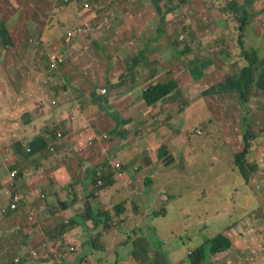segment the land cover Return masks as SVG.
Masks as SVG:
<instances>
[{
	"label": "crops",
	"instance_id": "1",
	"mask_svg": "<svg viewBox=\"0 0 264 264\" xmlns=\"http://www.w3.org/2000/svg\"><path fill=\"white\" fill-rule=\"evenodd\" d=\"M84 1L92 10L61 0H0V63L8 70L4 74L0 68V80L8 79L6 85L16 93V99L0 107L5 115L0 118V138L8 143L0 145V162L13 167L6 178L15 186L14 194H22L18 210L23 205L22 218L34 215L44 235L70 220L69 231L60 235L69 232L76 237L77 249L61 264H93L94 253L83 250V238L100 250L99 264H138L131 256L119 258L126 250L120 245L133 229L139 234L132 233L131 241L140 238L147 250L149 245L148 260L189 264L191 242L182 257L170 260L161 253L158 258L156 247L172 232L158 220L160 207L175 199L162 188L176 182L184 165L191 166L190 152L202 154L203 148L182 147L185 135L189 142L206 128L194 124L201 112L223 114L219 119L241 117L232 110L241 108L237 98L235 104L230 100L228 107H221L217 96L222 92L212 89L235 73L231 59L235 38L222 37L220 45L200 42L212 28L221 35L226 30L219 24L221 11H207L205 3L203 9L193 2L173 5L172 0ZM255 10L259 16L250 14L248 31L259 30L264 37V26L259 28L264 25V0ZM86 20L91 30L67 44L66 33ZM4 24L9 27L7 37ZM46 49L48 54L65 56L54 77L44 75ZM69 61L73 66L64 67ZM158 84L173 89L148 104L144 93ZM56 133L62 134L60 140ZM117 163L121 169H115ZM13 170L20 174L15 182L10 178ZM3 191L7 188L0 185V194ZM255 233L250 228L246 235L231 237L232 248L212 255L205 264H264V234ZM182 236L176 239L184 245ZM27 247L22 250L28 253ZM126 248L134 250L131 244ZM34 250L39 259L53 253L43 246ZM106 254L110 262L104 260ZM55 258L50 254L51 260ZM21 264L31 263L23 259Z\"/></svg>",
	"mask_w": 264,
	"mask_h": 264
},
{
	"label": "rangeland",
	"instance_id": "2",
	"mask_svg": "<svg viewBox=\"0 0 264 264\" xmlns=\"http://www.w3.org/2000/svg\"><path fill=\"white\" fill-rule=\"evenodd\" d=\"M217 1L218 0H207V4L205 5L206 10H215L216 13H220V6L218 7L216 5ZM238 1L240 6L243 5L245 7H240L243 13L247 10L249 14L253 13L254 18L259 16L258 11H254V7H256V4H260V0L253 2L252 0ZM172 2L178 5L181 4L178 0H172ZM192 2L195 4L194 7L203 5L204 9V0H192ZM220 3L221 6H223L226 2L220 1ZM205 18L206 19L203 20L208 22L207 19L209 18L206 16ZM240 19L242 20H239V22L237 21L238 26L233 31V27L230 26L222 16L221 21L223 22L219 24L226 29L225 32H223L224 35L218 33V29L212 28L206 36L199 39L200 42L207 46L217 43L220 45V43L223 44V42L220 41L222 37L232 34L236 42L235 48L232 50L233 57H231L234 65L232 72L243 69V66H248L250 61H253L254 58L259 63L264 62V37L261 36L259 30H254L250 33L246 29L244 17L240 16ZM248 23H251V20H248ZM185 24H187V22ZM262 26L264 25L260 24L259 28ZM1 28L5 37H7L10 33L9 27L4 24ZM185 32L186 30L183 29L181 35L183 40L185 38ZM244 32H246L247 35H245ZM243 39L248 40L246 49H244L245 44L242 43ZM251 44H254V47L258 50L254 56L249 53ZM72 62L73 61H69L64 67H72ZM43 64L45 67L44 72H46L44 75L55 76L58 74L59 70L61 72L62 68H59L57 71L50 70L47 60ZM225 66L228 67L229 63H226ZM0 68L4 74L8 71L1 63ZM224 70L218 71V75L222 76ZM260 72H263V70H260ZM215 80L219 81L220 78ZM8 82V79L1 78L0 80V107L4 106V101L12 102L13 99H16L14 96L16 93L12 89L11 84L6 85ZM210 83H213V81ZM10 90L13 96L9 93ZM234 96L238 99L240 98L235 93L225 94L222 92L217 96L219 99L217 104L221 107H228V102L230 100H233L232 103L235 104L236 98ZM240 102L241 108L237 106H233L232 108V110H235L234 112L241 115L240 118L219 119L218 117H222L223 114H215L211 111L205 113V111H203L194 123L197 127L199 125H206V128L199 130L202 134L197 133V136H193L189 142L187 141L188 134L184 136L185 142L183 144L185 145H182L183 148L185 147L186 149L191 146L192 149H203L201 155L197 154L201 152V150H193V152H190L193 153L192 159L189 158V160H191V166L184 165V173H181L179 176L176 175V178H174L177 179L176 182H169L166 189L162 188V192L168 195H174L175 197V199H172L171 202H168L163 207H160V203L158 204L160 207L158 220L172 231L163 237V244H161V247H158V250L167 255L170 260L174 257H182L184 253H187L188 244L190 242V246L194 244L197 247L204 242V239L209 238V235L213 236L222 233L225 237L230 239L238 234L246 235L250 231V228H253L254 233L256 230H259V235L264 234V111H255L252 109L249 102ZM4 116V113L0 111V118ZM214 116H216V119ZM243 117L246 118L244 119ZM212 119H215V123H208V121ZM249 124L251 125L249 126ZM245 128L253 133L254 139L256 138L255 141L254 139L251 140L254 141L252 142V148L255 149V152L247 156L248 163L256 167L255 171L249 167L248 171L251 172L249 180L242 177L235 165L236 154L242 152L245 148L243 136V134L246 133ZM254 143H256V145H254ZM164 153L165 151L163 154ZM182 158H187V155H182ZM11 168H13L11 164L0 165L2 171L0 174V185L7 188V191H3V194H0V204L9 203L15 192V186L10 184L6 178ZM202 181H204V186L201 188L200 185ZM22 206L23 205H20L19 210L11 213L9 219L0 218V239H2L0 240V264L12 258L13 251L8 242L11 241V244H14L16 247L18 246V242L14 239L12 233L16 232L14 226L17 223V218L14 215L23 213L21 210ZM22 221L32 222L28 216H24ZM64 227L51 231L47 233V235H60ZM255 234L258 235V233ZM181 236L185 240L184 245L182 242H180V244L177 243L176 237L180 238ZM75 240L76 237L70 235L69 232H67V235L64 237V241L68 244ZM80 243L81 242L78 241L77 244L80 246ZM27 245L28 250H34V248L40 245V241L30 240ZM150 246L153 251V244ZM54 249L56 248H53L51 251ZM106 249L110 252L109 247H106ZM96 251L91 255L93 264H99L98 254L100 250L96 249ZM53 252H55V250ZM50 253L54 255L52 252ZM38 260V257L33 259V261ZM104 260L110 262V255L106 254ZM175 261L179 262L180 259ZM61 263L62 262H59V264ZM83 264H85V262Z\"/></svg>",
	"mask_w": 264,
	"mask_h": 264
},
{
	"label": "trees",
	"instance_id": "3",
	"mask_svg": "<svg viewBox=\"0 0 264 264\" xmlns=\"http://www.w3.org/2000/svg\"><path fill=\"white\" fill-rule=\"evenodd\" d=\"M181 5H185L186 3H191L192 0H178ZM78 3V1H76ZM74 2V3H76ZM80 2V1H79ZM223 2H226L223 6H221V3L219 4L222 14L224 15L226 21L232 26L233 28H236L238 26V22L240 19V16L244 17L243 11L239 7V1L238 0H223ZM79 4V3H78ZM77 4V5H78ZM173 5H176L173 2ZM178 5V4H177ZM79 6V5H78ZM229 6V7H228ZM238 21V22H237ZM78 26H76L74 29H76ZM64 38V37H63ZM242 42V41H241ZM243 43V42H242ZM245 53V52H244ZM252 56L256 54V51L251 52ZM260 70H263V72H260ZM173 87L171 85H155L151 86L147 91H145L144 96L145 100L148 104H153L156 101L160 100L165 93H171ZM213 90L218 89L226 94L228 93H235L240 98L238 99V104L241 105L240 101L246 102L251 105L252 109L255 111H264V62L259 63L254 58L253 61H250V64L248 66H243V69L236 71L232 76H228L225 79H223L220 83L215 85V87L212 88ZM245 119V118H244ZM248 120V119H247ZM251 124H249L250 126ZM246 133L243 134L244 140H245V148L242 152L236 154L235 163L237 166V169L239 170L240 174L243 178L246 180L250 179L251 172L248 171L249 167H251L254 171L256 170V167H253L248 163L247 156H249L251 153L255 152L253 147V143L255 141L254 135L251 131H248L246 128ZM57 134V133H56ZM254 141H251L253 140ZM7 140L0 138V145H7ZM256 145V143H254ZM252 149V151H251ZM3 165V163L0 162V165ZM19 175L10 177L11 179L14 178V182L17 180ZM45 200V198L43 199ZM46 204V202H45ZM63 206H66V204H62ZM4 208L3 206H0V209ZM11 213L7 214L6 216L2 218L9 219L11 217ZM17 219V223L14 226V229L16 232L12 233V236L16 241L18 242V246L16 247L14 244H11V241L8 242V244L11 247V250L13 251L12 258L9 259L7 262H3V264H14V260L16 257L19 256L20 252L23 248L27 247V244L30 240H37L40 241L41 244L39 246H43V248H47V252H50L53 248L55 252L53 254L55 255V259H50V254L45 253L43 259H39L38 261L31 260L33 257L27 253V257L30 259L31 264H59V262L67 263L68 258L70 255H74V252L76 251L77 247L73 245V242L68 244L64 241V237L62 235H44V227L42 230H38L39 226L41 225L40 221H36V219L31 217V223L28 221L23 222L22 221V214L21 217L19 214L14 215ZM70 223V220L62 221L60 222L61 226L64 227L63 232L66 234L65 231H69L68 225ZM42 226V225H41ZM42 233V235H40ZM138 235V229L128 230V233L126 235L125 241L122 242L120 247L125 248L124 253L119 257L120 260L131 256L133 260H136L138 264H160L159 261L156 262L153 260H148V256L150 254L149 245L148 250L142 246L141 242H138V239H135L134 241H131V235ZM19 238V240H18ZM2 240V239H0ZM60 244H59V242ZM83 247L85 249L89 248L93 253H95V250L93 249V245L95 247V244L91 242V240H87L86 238H83ZM130 241V242H129ZM149 242V240H148ZM51 244V245H48ZM131 244L134 250H130L126 247ZM151 245V242H149ZM232 241L228 237H225L224 234L219 233L217 235H213L209 238L204 239V242L200 244L199 246L193 245L190 251V253L187 254V263L189 264H205L208 262L209 258L212 255H216L222 252L228 251L230 248H232ZM38 246V247H39ZM81 247V248H83ZM97 247V246H96ZM102 247L105 249L106 247L102 243ZM101 247V248H102ZM138 247V248H137ZM158 247H161V245H158ZM41 248V247H40ZM73 248V251L70 249ZM142 249V252L140 251ZM53 250V251H54ZM153 253V251L151 250ZM141 253L146 255V258H141ZM162 252L159 250L157 251V255L159 259H162L160 256ZM140 257V258H139ZM47 258V259H46ZM157 258V259H158ZM49 259V262H46ZM121 263V262H120ZM166 264H172L167 262Z\"/></svg>",
	"mask_w": 264,
	"mask_h": 264
},
{
	"label": "clouds",
	"instance_id": "4",
	"mask_svg": "<svg viewBox=\"0 0 264 264\" xmlns=\"http://www.w3.org/2000/svg\"><path fill=\"white\" fill-rule=\"evenodd\" d=\"M64 4H71V3H74V2H76V1H80L79 2V5H80V8H82V10L83 11H90V10H92V6H91V3H88V2H86V1H84V0H70L69 2H65L64 0H61ZM113 1H118V0H113ZM253 1H256V0H252V2ZM85 3H87V4H89V6H90V8H89V10H87V9H85L84 8V4ZM203 3H205V4H207V0H204V2ZM245 3H246V1H245ZM245 5V4H244ZM239 7H241V8H245L243 5H239ZM220 11H221V9H220ZM222 13V12H221ZM223 17H224V15H223ZM225 18V17H224ZM251 19V15L247 12V10L244 12V21H245V26H246V29L248 30V27L250 26V23H248V20H250ZM226 20V19H225ZM85 23H88V27H86L84 24ZM91 24L88 22V20H86L84 23H83V25H81V26H78L76 29H72V30H70V31H68L67 33H66V35H65V40H66V43L67 44H69V43H76V41L77 40H79L80 39V37H81V35H84V34H86L87 32H89L90 30H91V26H90ZM79 28H83V31L81 32V33H79V34H77V33H75V31H77ZM234 30H235V28H233ZM73 32V35L72 36H69V33H72ZM244 34L245 35H247V33L246 32H244ZM243 41V43L245 44V48L244 49H246V44L248 43V40L246 39H243L242 40ZM47 50L48 49H46V51H45V61L47 60V62H48V66H49V68H50V70H52V71H57L59 68H61V66L64 64V54L63 53H58V52H51V53H49L48 54V52H47ZM253 51H258L257 50V48H255L254 47V44L252 45L251 44V49L249 48V53H251V52H253ZM53 56H55L57 59H61V61H58L57 59L55 60V67H52V63H53V60H52V57ZM103 92H106L105 90H103ZM236 98V97H235ZM238 99V98H237ZM55 102L53 101V104H54ZM236 103H238V101H236ZM243 118H246V117H243ZM62 137V134L61 133H58L57 134V136H56V140H60V138ZM235 165H236V163H235ZM115 169L116 170H118V169H121V165L119 164V163H117L116 165H115ZM18 175V170H13L12 171V173H11V177H13V176H17ZM116 175H117V177L118 178H120L121 177V172H118V173H116ZM19 197V200H18V202H16V208H14V209H12L11 208V205H12V203H14V198L15 197ZM42 197V196H41ZM42 198H44V197H42ZM21 200H22V194H20V193H17V194H14L13 196H12V198H11V202L8 204V205H6V206H4V208H6L7 209V212L5 213V214H2V215H0V218H2V217H4V216H6L7 214H9V213H13V212H15L16 210H18V204L21 202ZM71 251H73V248H71L70 249ZM32 251H34V250H29V255H31L33 258L31 259V260H33L34 258H36L37 256H34L33 254H32ZM36 252V251H35ZM37 253V252H36ZM16 259H19V262H16ZM23 259H26L27 261H29L30 262V259L27 257V252L25 251V250H22L21 252H20V254H19V256L18 257H16L15 258V260H14V264H19V263H21L22 261H23Z\"/></svg>",
	"mask_w": 264,
	"mask_h": 264
},
{
	"label": "built area",
	"instance_id": "5",
	"mask_svg": "<svg viewBox=\"0 0 264 264\" xmlns=\"http://www.w3.org/2000/svg\"><path fill=\"white\" fill-rule=\"evenodd\" d=\"M65 2H69L70 0H64ZM84 8L85 9H87V10H89V8H90V6H89V4H87V3H85L84 4ZM86 27H88V23H85L84 24ZM83 31V28H79L77 31H75V33H77V34H79V33H81ZM73 35V32L72 33H69V36H72ZM57 58L55 57V56H53L52 57V60H53V63H52V67H55V60H56ZM58 61H61V59H57ZM18 200H19V197H15L14 198V203H12V205H11V208L12 209H14V208H16V202H18ZM7 212V209L6 208H2V209H0V215H2V214H5ZM32 254L34 255V256H37V253L35 252V251H32ZM16 262H19V259H16Z\"/></svg>",
	"mask_w": 264,
	"mask_h": 264
}]
</instances>
